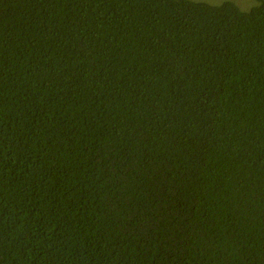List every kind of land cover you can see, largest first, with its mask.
Segmentation results:
<instances>
[{
    "label": "trees",
    "instance_id": "obj_1",
    "mask_svg": "<svg viewBox=\"0 0 264 264\" xmlns=\"http://www.w3.org/2000/svg\"><path fill=\"white\" fill-rule=\"evenodd\" d=\"M253 1L0 0V264H264Z\"/></svg>",
    "mask_w": 264,
    "mask_h": 264
},
{
    "label": "rangeland",
    "instance_id": "obj_2",
    "mask_svg": "<svg viewBox=\"0 0 264 264\" xmlns=\"http://www.w3.org/2000/svg\"><path fill=\"white\" fill-rule=\"evenodd\" d=\"M193 1H199V2H207L210 4H219L224 0H193ZM217 2V3H213V2ZM236 4H238L242 9L248 10L252 7L253 5V0H230Z\"/></svg>",
    "mask_w": 264,
    "mask_h": 264
}]
</instances>
